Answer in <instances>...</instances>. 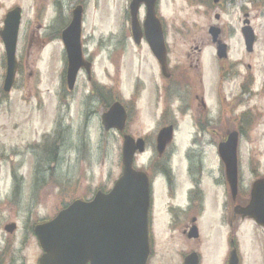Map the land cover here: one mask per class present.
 I'll list each match as a JSON object with an SVG mask.
<instances>
[{
    "label": "rangeland",
    "instance_id": "rangeland-1",
    "mask_svg": "<svg viewBox=\"0 0 264 264\" xmlns=\"http://www.w3.org/2000/svg\"><path fill=\"white\" fill-rule=\"evenodd\" d=\"M57 1L60 4L52 0H0V30L9 10L16 6L22 9L16 53L18 69L9 94L2 92L5 65L0 40V254L5 253L3 264H36L40 249L31 235V226L52 218L70 197H91L98 188L103 191L111 189L121 173L122 138L103 131L100 115L104 110L99 102L89 98L91 84L85 74L77 79L69 108L64 104L66 55L59 29L67 25L76 0ZM79 1L85 2L82 52L87 60L93 57L94 83L105 88L106 100L115 96L128 99L133 93L135 77L140 76L145 83V93L136 95L131 103L133 107L134 104L137 106L140 114L134 119L130 132L152 134L160 111V106L157 110L155 107L154 90L164 80L157 74L147 46L139 49L131 40L130 0ZM208 1L160 0L157 13L163 21L170 67L178 62H181L178 65L181 69L188 66L189 47L203 45L200 63L209 76L214 101L218 94L215 83L222 66L232 70V65H236L240 74L254 78L253 92L241 98L237 95L238 79H231L229 86L223 84L222 88L227 97L229 94V100L238 97L244 102L238 108L235 101L238 113H247L238 147V161L242 167L241 189L248 195L253 182L264 178V1L230 0L221 8L210 7ZM245 12L249 14L257 39L252 54L246 53L240 33ZM216 15H219V21L215 20ZM139 20L141 23L144 20V9L140 10ZM213 25L222 29V39L229 45L228 62L224 64L215 57L208 37V29ZM197 54L191 52L190 59H195ZM225 118L228 116H221L220 122ZM61 125L70 128L74 146L80 147V139L84 138L86 146L72 149L69 142L63 143L53 174L54 180L68 174L69 181L63 182L64 187L47 186L42 192L41 203L33 207L36 203H32L34 192L32 188L30 193L29 178L34 174L36 158L30 147H40L43 136L52 134ZM63 136L68 137L69 132ZM214 139V134L209 132L200 149L204 170L212 178L207 182V204L198 224L199 240L187 243L179 232L181 228L170 226L165 202H157L152 210L153 246L149 264H181L183 255L191 251L198 253L201 264H226L231 230L226 223L228 211L224 190L211 185L219 170ZM180 143L183 150L187 148V130L181 133ZM37 152L40 154V149ZM39 170L42 171L43 166L40 165ZM12 174L17 179L18 175L24 178V189H18L17 180L13 185ZM69 184L71 187L67 190ZM186 215L179 212L176 219L180 222ZM233 215L231 209L230 218ZM12 222L17 229L8 235L3 228ZM233 229L240 264H264V229L249 219L242 221L239 218Z\"/></svg>",
    "mask_w": 264,
    "mask_h": 264
},
{
    "label": "flooded vegetation",
    "instance_id": "flooded-vegetation-1",
    "mask_svg": "<svg viewBox=\"0 0 264 264\" xmlns=\"http://www.w3.org/2000/svg\"><path fill=\"white\" fill-rule=\"evenodd\" d=\"M52 1L60 4L58 1ZM228 1L230 0H221L217 7L221 8ZM255 1L259 2L261 0ZM83 3L85 2L79 0L75 1V4L69 12L67 25L64 29L70 26L73 12L76 9L82 8L83 15H85ZM221 38L222 31L220 34V39ZM211 46L213 47L214 45L212 44ZM141 47H145V44L137 46L139 49ZM188 51L198 54L195 59H190L191 55L188 53V66H184L182 69L178 66L181 62H178V65L174 67H170L166 59V71L163 74L158 63L155 62L154 64L157 74L161 76L164 81L162 84L157 85L154 90L156 92L155 107L157 110L160 106V111L155 121V129L152 134H134L130 132L134 119L140 114V110H138L137 106L134 104V107H132L131 103L136 95L145 93V83L140 76L136 77L133 93L130 98L126 99L122 96H115L114 101L121 102L127 113L125 124L126 134H129L135 140L142 139L144 142V153L135 155L134 168L143 171L147 176L150 185V210L154 209V205L157 204V202H165V211L170 215V226L176 229H178V227L181 228L179 232L187 243H194L198 241V239L192 240L187 238V233L192 226H198V224H200V220L203 217L202 214L207 204V182L212 178L208 177L204 170L203 154L200 149L206 143L209 132H212L215 136L213 140L214 143L221 142V139L224 141L226 135L230 131L237 132L239 138H242L244 119L247 116V113L244 111L238 113V108L242 107L244 102L240 101L238 97L229 100V94L227 97L224 93L226 90L222 91L223 84L229 86L230 79H238L237 95L241 98L244 94H251L253 92L251 86L254 82V78L252 81L245 73L240 74L237 67L231 70L229 67L222 66L219 69L218 78L215 83V90H218V94L216 96L217 99L214 101L210 93L212 85L208 79L209 76L206 69L201 66L200 63L201 55L204 51L203 45L193 44L189 47ZM168 54L169 51L166 47V58ZM86 61L93 65L92 56L88 60L86 59ZM218 61L222 64L228 62V60ZM232 66L235 67L236 65ZM143 74V77H145V68L143 69ZM88 81L92 85L90 89H93L90 90V95H93L95 92L94 85L96 84L91 83V78H89ZM218 86H220L219 89ZM69 94L70 93H68V95ZM235 101L237 102L238 108L235 105ZM213 115H215V118ZM223 115L228 116V119L225 118L220 122L221 116ZM223 122H225V124ZM164 129L171 130V140L166 142L164 148L158 152L156 147L157 136L159 131ZM184 130L188 131L189 144L187 148L183 150L180 143V135ZM63 131L64 133L69 132V136L66 138L70 140L72 138L70 128L66 125ZM56 132L58 133V130H53L50 135H44L42 144L39 145L40 147H30L36 158L33 162L34 174L32 178H29L31 182L30 193L32 188L34 192L31 196L32 203H36L33 207L41 203L40 199L42 192L47 186L60 187V185L55 182L53 174V144ZM190 133L191 135H189ZM61 138L62 136L58 133L56 140H60ZM38 149H40V154L37 152ZM145 155H148V157L145 158ZM43 164L45 168L40 171L39 166ZM48 165H50L49 168ZM218 166L217 178L215 177L213 179L211 185L224 190V199L226 200L225 206L228 211L226 223L229 229L233 231L234 222L238 218V215L235 214V208L236 206H242L246 203L245 191L242 189L241 192L242 167L239 164L237 173V193L233 198L226 179L224 166L219 160ZM15 180L18 182L19 179ZM19 181L20 184L19 187L17 186L18 189H24V178L20 177ZM68 181L69 175L67 174L64 178V182L67 183ZM70 187L71 185L69 184L66 186V189L68 190ZM14 188L16 189V187ZM86 198H88V196L84 195L78 198L73 196L68 199V202L70 203L77 199L86 200ZM230 204H232L234 212L232 218H230ZM69 205H65L63 208L65 209ZM177 212H184L187 215L183 220L180 218L182 221L179 222V220L176 219ZM41 222H45V220L37 223ZM151 223L152 211L149 212V232H151ZM149 242L151 251L153 246L151 245V237H149ZM192 252L193 251L190 253ZM186 255L188 254H184L183 258ZM38 259L39 257L36 259V264H38ZM0 264H3L1 258Z\"/></svg>",
    "mask_w": 264,
    "mask_h": 264
},
{
    "label": "water",
    "instance_id": "water-1",
    "mask_svg": "<svg viewBox=\"0 0 264 264\" xmlns=\"http://www.w3.org/2000/svg\"><path fill=\"white\" fill-rule=\"evenodd\" d=\"M157 0H131L129 12L133 39L141 40V29L137 15L139 7H146L144 36L150 49L163 66L164 47L161 28L155 18L154 8ZM217 3L219 0H213ZM20 9L10 11L4 20V28L0 31L6 53V76L3 91L8 93L14 82L16 73L15 50L20 23ZM81 9L73 12L70 26L62 32V41L67 55V84L72 89L79 69L89 71V65L82 60L80 49ZM214 40L218 30L211 29ZM246 48L251 51L254 42L251 28L242 30ZM219 58L225 55V48L219 44ZM106 131L116 129L122 131L125 113L120 105L113 107L102 118ZM169 130L159 135L168 140ZM136 151L142 152L140 141L136 144L125 137L122 148V175L109 194L97 193L90 203L75 202L60 212L52 221L36 226L34 233L43 251L38 264H145L149 254L148 244V210L149 184L145 175L133 170V157ZM236 141L232 134L228 142L219 146V155L227 166L233 193H235L236 174ZM243 217H249L264 228V181L257 182L252 190L251 201L247 208L239 211ZM14 225L5 227V231L13 233ZM196 237L193 228L189 238ZM184 264H198L197 257L191 255ZM228 264H238L235 250H232Z\"/></svg>",
    "mask_w": 264,
    "mask_h": 264
}]
</instances>
